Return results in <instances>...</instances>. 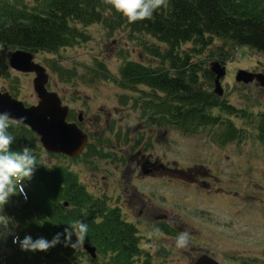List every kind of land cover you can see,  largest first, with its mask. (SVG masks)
Instances as JSON below:
<instances>
[{
    "label": "rangeland",
    "instance_id": "1",
    "mask_svg": "<svg viewBox=\"0 0 264 264\" xmlns=\"http://www.w3.org/2000/svg\"><path fill=\"white\" fill-rule=\"evenodd\" d=\"M26 2L30 4L32 0H19L21 4ZM85 31V40L51 52H35L33 58L49 74L47 88L69 106L67 119L76 120L82 111V122L77 123L88 134L87 150L72 157L45 149L39 140L42 145L39 158L65 165L90 193L99 196L106 205L118 208L120 216L136 226L138 244L150 254H156L155 261L160 264H192L204 253L221 264H236L229 258H237L238 264H264V142L254 128L249 126L244 137L225 141L222 136L225 123L219 120L188 131L171 124L157 132L153 130L142 151L158 155L170 169L177 167L183 172H170L153 182L146 176L137 179V174L126 170L123 163L116 165L118 155L130 150L131 139L126 140L124 134L118 139L111 132L104 134L101 118L110 116V122L120 116L122 121L117 128L127 126L123 133L135 126L138 118H144L140 117L143 110L140 108L147 105L139 95L145 92L150 95V89L144 85L138 86L144 91L122 87L118 72L127 59L158 65V58L146 53L139 44L144 40L157 41L147 35L140 39L125 27L106 30L98 23L90 24ZM221 44L222 53L228 54V58L224 61V75L220 77L222 92L216 95L244 111L242 117L232 116V120L237 126L246 127L249 115L264 111V87L255 80L236 81L234 76L238 69L263 72L264 53L217 37L212 47ZM189 46L187 43L183 48L187 50ZM12 51L0 44V58L6 63L0 66V91H8L25 104L36 103L34 73L13 69L8 63ZM210 61L206 62L207 67ZM206 86L212 91V82ZM114 108H118L116 112ZM203 178L208 183L202 189L207 188L214 197L206 198L194 191L201 188L199 179ZM130 187L136 188L143 203L148 201L165 209L176 225L170 227L171 232H157L150 217L138 214L139 201L134 205L122 202ZM223 192L229 196L223 197ZM0 217L6 218L3 206ZM6 219L0 222V257L10 250ZM183 225L189 233V242L186 247L178 248L176 237L185 231ZM79 248L89 254L83 246Z\"/></svg>",
    "mask_w": 264,
    "mask_h": 264
},
{
    "label": "trees",
    "instance_id": "2",
    "mask_svg": "<svg viewBox=\"0 0 264 264\" xmlns=\"http://www.w3.org/2000/svg\"><path fill=\"white\" fill-rule=\"evenodd\" d=\"M32 3L0 0V44L32 53L51 52L85 40V29L93 23L106 30L125 27L140 39L147 35L157 43L144 40L139 44L158 58V65L127 59L118 75L124 88L143 90L138 86L144 85L150 89V95H139L147 105H141L142 113L149 112L152 121L185 131L219 120L225 123L224 141L244 137L251 126L264 142V111L249 115L246 127L237 126L232 116L242 117L244 111L224 102L206 86L213 81L206 62L224 63L228 58L222 53L223 44L213 49L215 37L264 53V0H168L167 7L158 9L153 19L135 23H129L104 0ZM187 43L186 50L183 45ZM4 64L0 58V66ZM8 131L15 138L11 150L32 148L38 165L31 179L22 181V190L3 206L10 250L1 255L0 264H160L155 261L156 254L138 244L136 226L121 217L118 208L90 193L65 165L39 158L42 145L28 125L19 122ZM76 220L88 224L85 241L96 245L97 257L66 246L65 235L47 251L21 249L20 241L26 236L33 242L39 238L51 242ZM75 240L73 234L71 242Z\"/></svg>",
    "mask_w": 264,
    "mask_h": 264
},
{
    "label": "water",
    "instance_id": "3",
    "mask_svg": "<svg viewBox=\"0 0 264 264\" xmlns=\"http://www.w3.org/2000/svg\"><path fill=\"white\" fill-rule=\"evenodd\" d=\"M9 65L23 72H33V89L38 97L37 103L30 105L8 91H0V112L9 113L10 117L28 125L39 135V139L45 149L52 152H61L69 156L78 155L86 141V134L74 122L66 119L68 106L61 103V99L54 91L46 88L48 74L40 63L34 61L33 53L25 49H14L9 58ZM210 71L213 73V91L221 94L222 88L219 82L224 74V66L218 61L210 62ZM236 81L249 82L255 79L264 87V71L252 72L238 69L234 76ZM83 247L92 257L96 255V247L90 243H84ZM192 264H221L212 257L201 254Z\"/></svg>",
    "mask_w": 264,
    "mask_h": 264
},
{
    "label": "clouds",
    "instance_id": "4",
    "mask_svg": "<svg viewBox=\"0 0 264 264\" xmlns=\"http://www.w3.org/2000/svg\"><path fill=\"white\" fill-rule=\"evenodd\" d=\"M104 2L121 13L129 23L151 20L158 9L168 5V0H104ZM23 119L21 117L17 120L10 117L7 112H0V206H4L11 196L17 195L22 190V181L26 178L31 179L38 165L37 155L34 154L32 148L25 146L20 151L11 150L15 138L8 129ZM5 219V217H0V222ZM87 233L88 224L83 220H76L68 224L63 233H57L51 242L43 238L33 242L30 236H26L23 241H20V245L22 250L47 251L59 242L61 235H65L66 246L70 244L75 249L83 246ZM73 234L76 237L75 242H71ZM188 242L189 233L186 230L176 237V247L178 248L186 247Z\"/></svg>",
    "mask_w": 264,
    "mask_h": 264
},
{
    "label": "flooded vegetation",
    "instance_id": "5",
    "mask_svg": "<svg viewBox=\"0 0 264 264\" xmlns=\"http://www.w3.org/2000/svg\"><path fill=\"white\" fill-rule=\"evenodd\" d=\"M117 109L118 108H114V112H116ZM148 113L149 112L141 113L142 115L140 117H144V118H138V123L135 124V126H132L128 132L125 131V133H123V129L124 128L127 129V126L125 124L123 125L124 128L122 127H120V129L117 128L120 122L122 121V118L120 116H118L117 119H113L112 121L110 120V122L108 119L110 116L108 118L105 116L103 118L101 117L99 118H101V122H103L104 125V128H102L104 134H106L107 132H111V136H113L116 139H118V137L124 134L127 138L126 140H128V138L131 139V141L129 142L130 150L129 149L125 150L126 151L125 154L118 155L119 160L116 162V165L123 163L124 168L126 170L128 171L130 170L131 173L137 174L136 176L137 179L146 176L148 178H152L153 180L150 181L153 182L155 181L154 179H159L158 177H160L161 180L162 179L161 176H165L170 172H183V171H180V169H178L177 167H175L174 169H170V167L165 165L158 155L154 154L153 156H151L150 152L145 153L142 151V147H145L144 144L147 143L146 139L148 134L152 133L153 130L157 132L158 129L168 126V123L166 122L159 123V121H152ZM76 120H70V121L81 123L82 114H81V118H79V113H78ZM94 134L98 135V132L95 131ZM86 135H87V143L83 148V152H86L87 150L86 147L88 146V134L86 133ZM137 142L142 144L135 147L134 144H136ZM132 147H135L133 152L131 151ZM125 148H128V146H126ZM203 172L206 171L203 170L202 173ZM123 181L125 183L126 179H124ZM207 183L208 182L205 178L199 179V184L201 188H196L194 191L200 193L206 198H212L214 197V195H212L207 188H204L205 190L202 189L203 187L207 186ZM222 194L223 197L225 196V198L229 196V194L224 192ZM122 198H123L122 202L127 205L130 204L134 205L139 201L140 207L137 209L138 210L137 213L144 214L146 217H150V220L152 219L153 220L152 222H154V227L156 230L159 229L162 232L169 233L171 232L170 227L176 226L174 224V220L173 221L170 220L167 214L164 212L165 209L163 207H160L158 204L150 205L148 204V201L146 203L145 202L143 203L142 198H140V196L137 194L136 188L130 187V192H128V194L127 193L123 194ZM117 207L119 206L117 205ZM199 209L202 210V208L200 207ZM182 230H186L185 225L182 226ZM191 231H193L192 228ZM229 260L236 264H238V262L240 261L237 258H232V259L229 258Z\"/></svg>",
    "mask_w": 264,
    "mask_h": 264
}]
</instances>
